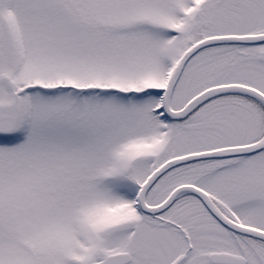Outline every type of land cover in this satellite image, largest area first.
<instances>
[{
    "label": "snow or ice",
    "instance_id": "6c2138e0",
    "mask_svg": "<svg viewBox=\"0 0 264 264\" xmlns=\"http://www.w3.org/2000/svg\"><path fill=\"white\" fill-rule=\"evenodd\" d=\"M0 264H264V0H0Z\"/></svg>",
    "mask_w": 264,
    "mask_h": 264
}]
</instances>
